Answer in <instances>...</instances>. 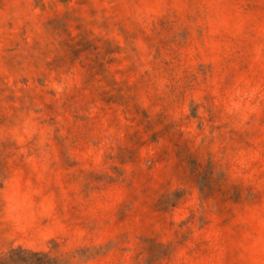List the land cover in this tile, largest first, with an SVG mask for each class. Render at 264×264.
<instances>
[{"label": "rangeland", "instance_id": "1", "mask_svg": "<svg viewBox=\"0 0 264 264\" xmlns=\"http://www.w3.org/2000/svg\"><path fill=\"white\" fill-rule=\"evenodd\" d=\"M264 264V0H0V258Z\"/></svg>", "mask_w": 264, "mask_h": 264}, {"label": "trees", "instance_id": "2", "mask_svg": "<svg viewBox=\"0 0 264 264\" xmlns=\"http://www.w3.org/2000/svg\"><path fill=\"white\" fill-rule=\"evenodd\" d=\"M63 262L53 257L50 253L36 252L23 248L10 250L0 258V264H62Z\"/></svg>", "mask_w": 264, "mask_h": 264}]
</instances>
